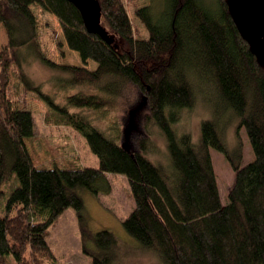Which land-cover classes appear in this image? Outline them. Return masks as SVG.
<instances>
[{
	"label": "trees",
	"instance_id": "16d2710c",
	"mask_svg": "<svg viewBox=\"0 0 264 264\" xmlns=\"http://www.w3.org/2000/svg\"><path fill=\"white\" fill-rule=\"evenodd\" d=\"M135 12L149 32L136 39L123 0H99L108 40L91 34L80 11L67 0H0V25L8 44L0 50V256L8 264H59L47 231L62 215L55 206L84 203L81 193L110 194L107 175L129 180L135 209L123 221L125 231L164 264H264V67L251 52L232 19L227 0H160ZM36 8L61 22L68 47L79 54L82 67L50 60L41 44ZM33 51L46 66L71 75L70 85L91 88L67 97L65 104L43 92L22 68L20 52ZM96 65L88 69V63ZM38 95L50 108L47 126H69L87 139L99 159L97 173L37 167L30 190L11 194L4 185L22 175L27 164L24 140L36 136L34 113L21 106L20 86ZM208 86L216 119L201 125V138L180 136L174 125L181 113L197 103L196 89ZM149 99V123L167 141L171 168L148 157L150 138L139 150L123 142L124 128L112 119L114 137L72 108L91 109L103 117L123 109L133 87ZM227 111L239 119L238 146L231 151L219 127ZM244 128L254 160L244 165L239 131ZM223 154L236 172L229 202L224 204L211 150ZM77 173L80 178L77 179ZM96 174V175H94ZM21 177V176H20ZM83 252L97 264H114L120 238L109 230L93 232L82 223Z\"/></svg>",
	"mask_w": 264,
	"mask_h": 264
},
{
	"label": "rangeland",
	"instance_id": "374dc122",
	"mask_svg": "<svg viewBox=\"0 0 264 264\" xmlns=\"http://www.w3.org/2000/svg\"><path fill=\"white\" fill-rule=\"evenodd\" d=\"M123 1L133 22L136 39H148L149 32L141 20L135 17V12L149 6H161V1ZM36 12L40 20L41 44L46 56L60 65L84 66L79 54L68 47L60 20L55 15L42 12L38 8H36ZM7 44L8 36L4 27L0 25V50ZM20 57L22 68L26 74L43 92L54 96L60 104H65L68 96L80 90L89 93L92 90L88 87L71 86L68 82L71 78L70 74L46 66L29 49L22 50ZM93 63H88L87 68L94 70L96 65ZM209 92L212 93L208 86L199 85L196 89L197 103L195 107L184 110L181 113L180 121L174 125L180 136L190 135L195 143L200 141L202 123L206 120L216 119L212 96L209 95ZM18 97L21 106L34 113L37 131L34 138L24 140L27 143L23 144L27 164L22 175H18V178L15 177L3 187L9 195L17 187L23 186V182L32 190V185L35 182L34 171H37V167L54 168L57 166L65 168L77 165L83 168L82 173L98 172L99 159L92 152L85 137L69 126L48 127L45 118L46 114L52 111L51 108L38 95L28 92L24 85L20 86ZM144 99V93L133 86L125 97V107L120 110H113L110 117H103L99 112L91 109L72 108V111L87 117L93 125L112 138L114 137L112 119H116L119 126L125 130L130 124L132 111L143 104ZM149 114L150 107L147 104L136 116L135 128L130 135V140L126 138L124 132L122 142L130 150L138 151V141L143 138H150L149 159L157 165L171 168L166 138L158 127L149 123ZM239 123V119L230 111H227L219 119V127L231 151H234L238 146ZM239 137L244 146V165H247L254 160V152L244 128L240 129ZM30 153L37 167L33 164ZM211 155L222 201L226 205L229 202V194L235 181L236 172L223 154L212 149ZM77 177V179L81 177L79 173H77ZM107 177L112 185V192L109 195L102 194L97 197L91 192L83 191L81 196L84 206L81 211L77 205H60L56 199L54 200L56 203L54 205L62 211V215L58 222L47 231L46 236L58 263L97 264L94 259L83 252V223L95 233L109 230L119 236L120 249L114 264H164L157 253L139 244L123 227V221L135 209L129 180L123 175L110 174ZM8 198L9 196L0 201V218L7 214ZM0 264H5V260L1 256ZM8 264H17V262L14 257L10 256Z\"/></svg>",
	"mask_w": 264,
	"mask_h": 264
},
{
	"label": "water",
	"instance_id": "95a60500",
	"mask_svg": "<svg viewBox=\"0 0 264 264\" xmlns=\"http://www.w3.org/2000/svg\"><path fill=\"white\" fill-rule=\"evenodd\" d=\"M67 1L80 11L89 33L108 40V33L103 27V10L99 0ZM227 4L242 38L249 44L258 63L264 67V0H227ZM147 104H149V99L145 96L143 104L132 111L130 124L124 130L128 140L135 128L137 114Z\"/></svg>",
	"mask_w": 264,
	"mask_h": 264
},
{
	"label": "crops",
	"instance_id": "0c3cea01",
	"mask_svg": "<svg viewBox=\"0 0 264 264\" xmlns=\"http://www.w3.org/2000/svg\"><path fill=\"white\" fill-rule=\"evenodd\" d=\"M48 127H51V126H48ZM53 249V248H52Z\"/></svg>",
	"mask_w": 264,
	"mask_h": 264
},
{
	"label": "bare ground",
	"instance_id": "6f19581e",
	"mask_svg": "<svg viewBox=\"0 0 264 264\" xmlns=\"http://www.w3.org/2000/svg\"><path fill=\"white\" fill-rule=\"evenodd\" d=\"M241 35V34H240Z\"/></svg>",
	"mask_w": 264,
	"mask_h": 264
}]
</instances>
